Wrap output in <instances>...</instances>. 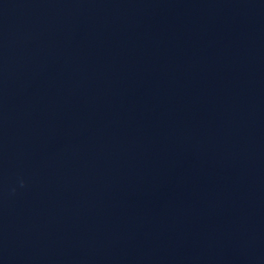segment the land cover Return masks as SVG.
<instances>
[{
	"label": "clouds",
	"instance_id": "9594fccd",
	"mask_svg": "<svg viewBox=\"0 0 264 264\" xmlns=\"http://www.w3.org/2000/svg\"><path fill=\"white\" fill-rule=\"evenodd\" d=\"M23 183H24V182H23V181H21V186H23Z\"/></svg>",
	"mask_w": 264,
	"mask_h": 264
}]
</instances>
